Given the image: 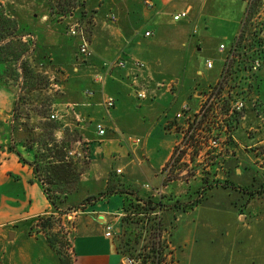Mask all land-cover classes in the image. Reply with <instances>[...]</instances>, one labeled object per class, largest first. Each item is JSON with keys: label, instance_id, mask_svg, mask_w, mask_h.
<instances>
[{"label": "crops", "instance_id": "crops-1", "mask_svg": "<svg viewBox=\"0 0 264 264\" xmlns=\"http://www.w3.org/2000/svg\"><path fill=\"white\" fill-rule=\"evenodd\" d=\"M86 1L94 5L98 0ZM150 2L152 6L147 8L142 0H127L128 8L117 13L114 27L105 22L101 12L97 13L89 39L93 57L75 62L77 67L67 66L68 83H73L75 89L69 94L66 116L71 118L89 151L87 168L69 202L76 204L97 196L106 190L109 180L115 185V179H119L117 187L133 192L113 193L78 212L73 223V264H123L115 241L104 234L105 227L112 225L116 234L124 203L131 197L153 196L141 187L143 184L161 186L159 174L177 138L171 129L175 114L188 100L194 106L197 93L216 80L221 66L218 46L231 44L244 10L241 0ZM182 11L187 12L186 17L173 21L172 16ZM42 16L32 15L38 23ZM215 30L219 31V42L212 44L210 51ZM145 32L151 34L145 36ZM71 40L74 38L70 43ZM39 47L38 53L44 54L45 46L40 43ZM205 48L208 50L200 69L195 59ZM68 50L67 56L72 48ZM113 58H119L124 66L107 72L103 61ZM207 59L213 62L211 70L205 68ZM134 61L143 67L136 66ZM167 68L172 69L168 76L164 75ZM177 68L189 70L193 84L187 86L186 78L174 70ZM98 73L104 76L102 82L94 79ZM156 80L172 82V91L154 88ZM140 84L146 86L144 99L137 97V91L142 89ZM254 87L253 97L258 98L264 112V61ZM105 95L113 99L112 107H104ZM168 103L174 111L171 116ZM12 104V93L0 86V264H58L47 242L39 235L29 234L33 220L53 213L49 201L32 167L5 151L10 139L8 119ZM97 124L104 128L102 136L97 134ZM235 136L234 156L225 162L226 179L254 190L264 185V168L258 171L252 165L245 147L255 145L257 139L264 143V123L258 137L248 139L240 130ZM136 139L138 143L131 142ZM25 154L23 158L31 162L32 156ZM260 190V194L249 197L239 190L213 187L193 204L196 191L168 186L161 198L152 197L162 207L168 205L161 207L159 213L163 228L169 230L166 243L172 264H264V188ZM77 194L80 198L73 200ZM176 202L181 203L180 208L174 206Z\"/></svg>", "mask_w": 264, "mask_h": 264}, {"label": "rangeland", "instance_id": "rangeland-1", "mask_svg": "<svg viewBox=\"0 0 264 264\" xmlns=\"http://www.w3.org/2000/svg\"><path fill=\"white\" fill-rule=\"evenodd\" d=\"M144 1L145 0H142L143 6L147 7ZM126 4L127 0H104V2L98 0L95 1L94 5H90L86 0H0V11L3 13L4 17H8L15 22L17 25L15 28L16 33L23 36L21 42H28V52L21 54L18 58H14L10 54L5 55L6 53L3 50L0 51V77L2 78V80L0 78V86L13 95L12 112L8 119L10 139L5 146V151H8L10 146L13 145L16 146L22 156L24 154L26 157L27 155L24 153L25 149L22 145L39 148V144L37 145V143L42 142V144L47 145L44 149H51V159H59L57 154H55L57 150L60 152L61 157L65 154L67 158L64 159L73 160L72 163L75 165L77 171L79 170L83 173L86 170L87 156L89 155L86 142L73 127L74 123H71V118L66 116V111L69 108L66 103L68 100H71L69 94L72 95L71 92L75 89L73 83H68L69 71L67 70V66L73 65L75 62H86L93 57L92 49L89 46V39L91 29L94 28L96 23L95 16L97 13L99 14V12H101L105 22L114 27L117 22V13L122 10L125 11L128 8ZM262 4H264L262 0H255L250 7L243 3V14L236 35L232 41L236 39L240 31H243V41L241 40V44H243V46L244 44L248 46L249 56H260L261 60L264 61V50L259 49L256 41L258 24L262 19L260 16ZM95 6H97V9L94 10ZM106 7H108L107 11H105ZM34 13L44 15L40 20L41 22L39 21L38 23L35 21L36 19H33L32 15H34ZM72 25H77L78 32L81 33L86 40L90 56H83L79 53L80 38L72 37L68 32ZM40 28H42V30ZM218 33L219 31L217 30L213 33L210 51L212 50V44H217L219 42ZM73 38L74 41L71 40L72 42L70 43V39ZM40 43L45 46L44 54L38 53ZM61 44H65V46H61ZM66 46H68V48H66ZM9 48L16 50L18 46ZM71 48L72 50H70L67 56V51ZM205 50L207 51L208 49L205 48L201 53H197V59H195L200 69H202L203 58L207 54ZM116 60H119V58L104 60L102 64L103 69H106L109 63H116ZM25 64H28V66ZM25 66L29 67L28 70L31 69L35 76H29L27 73L22 72V68ZM74 66L77 67L79 65L75 64ZM174 70L178 72L180 77L186 78L187 86L193 84L192 77L189 76L192 73L190 74L189 70L179 71L178 68ZM171 71L172 69H165L164 75ZM203 74L206 76L205 72H203ZM99 76L103 75L98 73L94 76V79ZM24 78L27 79V82L23 81ZM256 84L257 77L250 89L243 113V119L237 121L236 125H230L228 127L230 135L225 136L222 150L218 152L216 156L212 157V162L208 164V169L197 168L195 169L197 171L188 172L184 167H176L175 171L172 170L170 172L169 178L163 175L165 179H162V174H159L162 179L160 187L154 188L148 183L143 184L141 187L148 191V194L153 195L152 197L155 199L161 198L163 189L168 186L174 189L183 187L185 191H190L192 189L194 192H197L198 196L194 199L193 204L197 202V199L199 200V198L205 197L206 192L211 190V188L223 187L222 184L228 182L226 179L227 168L225 162L234 156L233 146L236 143L235 133L240 130L248 139L258 137L262 123H264V112L260 109L258 98L253 97V88H255L254 85ZM140 85L142 89H139V91L143 90L146 92L145 84V87L142 84ZM155 87L157 89L172 91L173 83L170 81L156 80L154 82V88ZM108 98L111 97L105 95L103 98L102 103L104 107H106L105 102ZM181 98L184 99L183 95ZM192 102V100L187 101L189 105L193 104ZM16 103L18 106L16 115L18 119L15 121L13 118V107ZM167 106L169 109L168 112H170L169 115H173V108H170L169 103ZM51 115L54 116L53 119ZM71 115L73 116L74 114ZM74 120L76 121L77 118H74ZM77 123H81L80 119ZM259 141L260 140L257 139L255 145L247 144L248 147H250L248 149L247 145L245 147L246 151L251 155L250 161L252 165L255 166L258 171L264 168V143H259ZM73 150L79 152L80 156H70L69 152ZM180 171L183 172L180 173ZM180 174L187 175L188 179L187 177H181ZM115 181V185H112V182L109 180L107 189H111L115 186L117 191L126 190L123 189L124 187H117L120 185L118 182L119 179H115ZM56 183L57 187L49 186V190L53 191L54 188H59L60 191L58 193L63 192L61 190L65 187V184L61 182ZM260 188H264V185L258 186L254 190ZM159 194L160 197L158 196ZM149 197L151 196L149 195ZM78 198H80V194H77L72 199L76 200ZM130 199L131 200H128L129 202L127 201L123 205L124 215L120 227L116 234L112 230V236L110 238L115 241L123 257H128L132 259L135 264H139L141 263L140 259H142V257L150 255L148 249L154 242L162 243L164 241L165 245L168 240L167 233H169V230L163 228L162 214L159 213V210H151L150 206L144 205L141 202H136L134 197ZM180 204L181 203L176 202L174 206H179L178 208H180ZM67 206L68 203L61 208L62 211L66 212H63L65 214H55L53 216L50 228L42 229L40 227L41 220H39V217L33 220L29 234L34 236L39 235L45 241L46 236L54 237L57 241L55 249L61 252L63 258H69L73 264V223L80 208H77L76 211L66 210ZM167 206L168 205L164 204L162 209ZM158 220H160L162 235L160 240L157 236L158 230L154 231ZM55 249H52V251L58 261ZM164 254L166 257H164L165 260L163 264H172L170 256L168 258L169 253L167 248L164 249Z\"/></svg>", "mask_w": 264, "mask_h": 264}, {"label": "built area", "instance_id": "built-area-1", "mask_svg": "<svg viewBox=\"0 0 264 264\" xmlns=\"http://www.w3.org/2000/svg\"><path fill=\"white\" fill-rule=\"evenodd\" d=\"M241 1L250 7L255 0ZM144 3L147 8L152 6L150 0H145ZM186 15V11L178 12L172 16V20L178 21L185 18ZM260 16L262 19L258 24L256 41L259 49L264 50V4H262ZM68 32L70 36L80 38L79 53L83 56H90L88 44L83 35L78 32L77 25H72ZM150 34V32L144 33L145 36ZM242 38L243 31H240L229 46L224 44L218 46L221 66L216 80L205 90L197 93L194 106L183 104L175 114L171 129L176 133L177 138L168 160L160 171L162 179L169 178L170 172L175 171L176 167L179 168L180 166L188 172L197 171L195 170L197 168L208 169L212 157L222 150L225 136L230 135L228 127L236 125L237 121L243 119L248 95L261 68L262 60L260 56H249L248 46L241 44ZM134 64L143 67L141 63L136 61ZM204 65L208 70L213 68V62L210 59L205 60ZM123 66V61L116 60V63L107 64L106 71ZM102 80L103 76L95 78L96 82H102ZM137 97L144 99L146 94L140 90L137 92ZM105 106L107 108L112 107L113 99L108 98ZM51 118L53 119L54 116L51 115ZM96 131L99 136H102L104 134L103 126L97 124ZM131 142L138 143L139 140L136 139ZM69 155L79 157L80 153L73 150L69 152ZM119 172L120 170H117V173ZM182 172L180 171V173ZM180 176L188 179L185 174H180ZM112 230V225H106L104 234L107 238L112 236ZM160 237L162 238V235ZM165 248L170 254L167 243H165ZM163 257L166 255L164 254ZM123 264L135 263L132 259L123 257Z\"/></svg>", "mask_w": 264, "mask_h": 264}, {"label": "trees", "instance_id": "trees-1", "mask_svg": "<svg viewBox=\"0 0 264 264\" xmlns=\"http://www.w3.org/2000/svg\"><path fill=\"white\" fill-rule=\"evenodd\" d=\"M16 24L12 19H9L8 17H4L3 13L0 11V51H4L5 55H11L14 58H18L21 54H25L28 52V42L22 43L21 38H23L22 35H18L15 31ZM7 40V41H6ZM12 46H18V48L15 50H12L9 47ZM28 66V64H25ZM29 67L22 68V72L27 73L29 76H32L35 74L31 69L28 70ZM1 78V77H0ZM2 80V78H1ZM24 82H27V79H23ZM18 106L17 103L13 107V118L16 121L18 119L17 115ZM50 127V126H49ZM17 128V127H16ZM39 144V148H33L31 146L22 145L25 149V153L28 154V156H32V161L28 162L25 160L22 156V154L18 151L16 146L11 145L8 149L9 152H12L15 154V156L18 158V161L22 164H28L32 167L33 173L35 175V178L40 183L44 194L46 195L47 200L49 201V204L53 210V213L48 216H42L39 217L41 220L40 227L42 229H47L51 227V220L55 214L57 215H63L66 212L62 211V207L68 203L66 210H73L76 211L77 208H80V211H82L87 204H91V202L95 200H99L102 198H105L106 196H109L113 193L120 192L123 194H129L133 195L131 191H117L115 189V186L111 189L104 190L103 192L99 193L97 196L93 197H87L83 199L81 202L77 203L76 205L71 204L69 201V197L72 194L73 191L77 189L78 180L81 175V171H77L75 165L72 163L73 160L64 159L67 158L65 154L60 156V152L57 150L55 151V154L59 157V159L55 158V160L51 159V149H44V147H47L46 144H42V142L37 143ZM13 146V147H12ZM43 147V149H42ZM56 182H61L65 184V187L62 188L61 193H58L60 190L59 188H54L53 191L49 190V186L57 187ZM224 188H231L233 190H239L242 193L248 194L249 197H253L256 194H260L261 190H250L248 188L239 187L236 185H233L229 182H224L223 184ZM54 192V193H53ZM135 201L141 202L144 205L150 206L151 210H160L162 207V204L160 201H154L151 197H143L138 198L134 197ZM128 201V200H127ZM129 202V201H128ZM70 204V205H69ZM137 207V205H136ZM65 212V213H63ZM158 230V238L161 236V226L160 222H156L154 231ZM47 244L51 249H55V245L57 243L56 239L51 236H46ZM161 238V237H160ZM164 249L165 245L164 243L160 242H154L149 247L150 255L142 257L140 259L139 264H163L164 262ZM56 255L58 257L59 264H72L69 258H63L61 252L59 250L55 249Z\"/></svg>", "mask_w": 264, "mask_h": 264}, {"label": "water", "instance_id": "water-1", "mask_svg": "<svg viewBox=\"0 0 264 264\" xmlns=\"http://www.w3.org/2000/svg\"><path fill=\"white\" fill-rule=\"evenodd\" d=\"M9 238H11V235H9Z\"/></svg>", "mask_w": 264, "mask_h": 264}]
</instances>
